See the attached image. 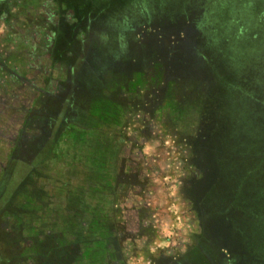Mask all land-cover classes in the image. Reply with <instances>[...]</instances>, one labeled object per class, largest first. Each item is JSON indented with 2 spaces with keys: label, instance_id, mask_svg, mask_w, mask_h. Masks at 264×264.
Segmentation results:
<instances>
[{
  "label": "rangeland",
  "instance_id": "374dc122",
  "mask_svg": "<svg viewBox=\"0 0 264 264\" xmlns=\"http://www.w3.org/2000/svg\"><path fill=\"white\" fill-rule=\"evenodd\" d=\"M195 246L264 264V0H0V264Z\"/></svg>",
  "mask_w": 264,
  "mask_h": 264
},
{
  "label": "trees",
  "instance_id": "16d2710c",
  "mask_svg": "<svg viewBox=\"0 0 264 264\" xmlns=\"http://www.w3.org/2000/svg\"><path fill=\"white\" fill-rule=\"evenodd\" d=\"M90 138L88 139V141L91 140V137L92 139L94 138L93 134L91 136H89ZM83 139V138H82ZM81 139V140H82ZM85 140V142H88ZM89 144V142H88ZM112 188V182L109 183L107 186H106V189L107 191L110 190ZM192 193V191H191ZM88 229H91V228H88ZM85 232V231H84ZM102 239H103V235H102ZM91 246H89L84 254V259H90L91 261H95L96 258H97V253L99 250H103L104 249V246H103V243H101L100 241H93L90 243ZM202 252L203 250L200 249L199 247H193V249H189L188 250V258H190V261L193 262L194 264H204L205 262L203 261V257H202ZM180 263H183V260H181Z\"/></svg>",
  "mask_w": 264,
  "mask_h": 264
},
{
  "label": "flooded vegetation",
  "instance_id": "af4514ba",
  "mask_svg": "<svg viewBox=\"0 0 264 264\" xmlns=\"http://www.w3.org/2000/svg\"><path fill=\"white\" fill-rule=\"evenodd\" d=\"M185 262H186V264H187L189 261H187V259H186V261H185Z\"/></svg>",
  "mask_w": 264,
  "mask_h": 264
}]
</instances>
